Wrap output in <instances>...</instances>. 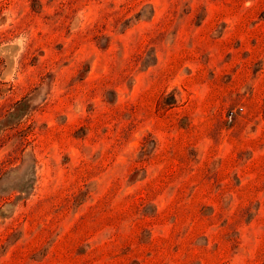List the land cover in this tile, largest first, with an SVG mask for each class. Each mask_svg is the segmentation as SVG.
<instances>
[{
    "label": "rangeland",
    "instance_id": "obj_1",
    "mask_svg": "<svg viewBox=\"0 0 264 264\" xmlns=\"http://www.w3.org/2000/svg\"><path fill=\"white\" fill-rule=\"evenodd\" d=\"M0 264H264V0H0Z\"/></svg>",
    "mask_w": 264,
    "mask_h": 264
}]
</instances>
